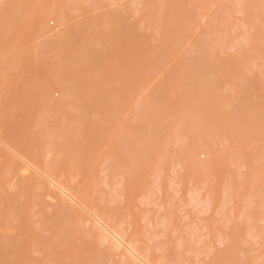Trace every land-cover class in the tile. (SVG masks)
Masks as SVG:
<instances>
[{"label": "rangeland", "instance_id": "1", "mask_svg": "<svg viewBox=\"0 0 264 264\" xmlns=\"http://www.w3.org/2000/svg\"><path fill=\"white\" fill-rule=\"evenodd\" d=\"M1 122L0 264H144L53 176L149 264H264V0H0Z\"/></svg>", "mask_w": 264, "mask_h": 264}, {"label": "bare ground", "instance_id": "2", "mask_svg": "<svg viewBox=\"0 0 264 264\" xmlns=\"http://www.w3.org/2000/svg\"><path fill=\"white\" fill-rule=\"evenodd\" d=\"M224 39V38H223ZM215 41V40H214ZM202 46V45H201ZM205 47V46H204ZM212 47V46H211ZM81 48V47H80ZM202 48V47H201ZM198 50H200V49H198ZM106 52V51H105ZM104 52V53H105ZM109 53V52H108ZM87 55V54H86ZM109 57V56H108ZM88 58V57H87ZM109 59V58H108ZM111 59V58H110ZM200 59V58H199ZM110 63V62H109ZM79 64V63H78ZM80 66V65H79ZM108 66V65H107ZM113 66V65H112ZM18 68V67H17ZM92 71V70H91ZM109 73H111V72H109ZM91 74H93V73H91ZM74 76V75H73ZM48 88V87H47ZM68 88V87H67ZM75 88V87H74ZM98 89V88H97ZM48 90L49 89H45V91H46V97L45 98H48ZM91 92V91H90ZM89 92V93H90ZM75 93V92H74ZM62 94H63V96L62 97H66V96H68V90H66V89H64V91L62 90ZM70 95V94H69ZM75 95V94H74ZM61 98V97H60ZM67 98V97H66ZM49 99V98H48ZM50 100V99H49ZM48 100V101H49ZM61 100V99H60ZM51 101H54V100H52L51 99ZM82 101V100H81ZM55 102V101H54ZM50 103V102H49ZM57 103H59V102H57ZM51 104H52V102H51ZM61 104H62V102H61ZM54 105H56V103H54ZM85 110V109H84ZM84 112V111H83ZM90 113V112H89ZM0 124H2V122L0 123ZM9 144L11 145V147H14V149H15V147H16V144L17 143H15V141L14 140H11V138L9 139ZM9 147V146H8ZM21 152H23V151H21ZM34 153V152H33ZM147 153V152H146ZM18 154V153H17ZM26 154V153H25ZM24 157V156H23ZM30 159V158H29ZM33 159V158H32ZM24 160H25V158H24ZM28 160V159H27ZM35 163V162H34ZM34 163H32V162H29L28 161V164H29V166H31V167H33V168H35V166L37 167L38 166V170L40 169H43L44 170V168L43 167H41V165H39V164H37L36 163V165L34 164ZM45 163V162H44ZM47 164V163H46ZM36 169V170H37ZM38 172V171H37ZM41 172V171H40ZM46 172V171H45ZM41 174H43V172L41 173ZM44 176H45V174H44ZM46 176H51V175H49L48 173H47V175ZM45 176V177H46ZM53 178L55 179V177L53 176ZM53 178H49V180H51V181H53L52 183H54V184H56L61 190V192L63 193V195H64V193H65V195L67 196H69L70 197V200H72L73 201V199H75L76 201H74V202H78L81 206H83L84 208L86 207H88V208H91V209H96V210H94V211H92L91 213H92V218H94V221L97 223V225L99 226V227H101V228H98V230L99 229H101V231L103 232H105V236H104V234L101 232V234H102V236H104L105 238L108 236L107 234L109 233V236H112L114 239H116V241H114V242H117V243H119L120 245H124V246H126V248L128 249V251L130 252V253H132V254H134L135 255V259H140L141 261H142V263L144 262V264L145 263H147V264H149L150 262H149V260H148V258L147 257H145V255H143L142 254V252H139L140 250L138 249V248H136L135 246H134V244H132L131 242H128V241H126L125 239H124V235H123V233H121V232H119V231H117L116 230V228L114 227V226H116V225H114V224H112V222H113V220H111V214H108L106 211H104L103 209H101V208H98V207H96V206H94V204H92L91 202H92V200L90 199L91 197H89V195L88 194H84L83 195V192H81L82 194L81 195H79V196H75V195H73L71 192L72 191H69L68 190V187H65V186H63L64 184L63 183H61V184H63V185H61L60 184V182L59 181H56V179L54 180ZM48 179V178H47ZM50 181V182H51ZM57 182H59V183H57ZM64 182V181H63ZM51 183V184H52ZM53 184V185H54ZM56 187V186H55ZM58 187H56L57 189H59ZM87 189V188H86ZM72 190V189H71ZM85 193H87V192H85ZM74 194H76V193H74ZM62 195V194H61ZM77 195V194H76ZM83 195V196H82ZM65 196V197H66ZM68 197V198H69ZM67 198V199H68ZM71 198H73V199H71ZM94 201V200H93ZM77 203V204H78ZM78 204V205H79ZM79 205V206H80ZM91 205H93L94 207H90ZM96 207V208H95ZM83 208V209H84ZM100 210V211H99ZM90 213V214H91ZM91 216V215H90ZM76 217V216H75ZM96 225V224H95ZM111 234V235H110ZM104 238V239H105ZM108 238V237H107ZM111 238V237H110ZM103 240V239H102ZM130 240V239H129ZM118 245V244H117ZM119 245V246H120ZM149 254V253H148ZM138 258H137V257ZM138 261V260H137Z\"/></svg>", "mask_w": 264, "mask_h": 264}]
</instances>
